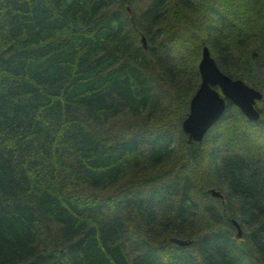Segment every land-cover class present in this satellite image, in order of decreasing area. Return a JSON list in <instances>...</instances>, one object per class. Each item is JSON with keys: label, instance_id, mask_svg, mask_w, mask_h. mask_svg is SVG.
<instances>
[{"label": "trees", "instance_id": "16d2710c", "mask_svg": "<svg viewBox=\"0 0 264 264\" xmlns=\"http://www.w3.org/2000/svg\"><path fill=\"white\" fill-rule=\"evenodd\" d=\"M204 46L263 98L193 142ZM0 264H264V0H0Z\"/></svg>", "mask_w": 264, "mask_h": 264}, {"label": "water", "instance_id": "95a60500", "mask_svg": "<svg viewBox=\"0 0 264 264\" xmlns=\"http://www.w3.org/2000/svg\"><path fill=\"white\" fill-rule=\"evenodd\" d=\"M141 40L145 46L144 38ZM197 70L200 83L189 101L188 113L181 124L189 141H202L208 130L220 119L228 103L236 106L248 121L260 119L256 102L263 98V93L244 80L223 73L206 46L202 48ZM210 192L215 197H222L215 189ZM232 223L236 227L237 237H241L239 223L234 219ZM176 243L184 245L187 241L177 240Z\"/></svg>", "mask_w": 264, "mask_h": 264}]
</instances>
